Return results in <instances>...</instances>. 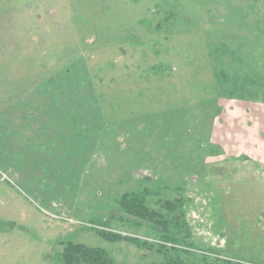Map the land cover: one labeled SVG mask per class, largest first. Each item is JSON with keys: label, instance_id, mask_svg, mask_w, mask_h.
Here are the masks:
<instances>
[{"label": "rangeland", "instance_id": "rangeland-1", "mask_svg": "<svg viewBox=\"0 0 264 264\" xmlns=\"http://www.w3.org/2000/svg\"><path fill=\"white\" fill-rule=\"evenodd\" d=\"M146 192L164 228L119 207ZM162 236L264 264V0H0V264Z\"/></svg>", "mask_w": 264, "mask_h": 264}, {"label": "trees", "instance_id": "trees-1", "mask_svg": "<svg viewBox=\"0 0 264 264\" xmlns=\"http://www.w3.org/2000/svg\"><path fill=\"white\" fill-rule=\"evenodd\" d=\"M146 194L140 195H125L122 197L121 201L119 202V207L123 210V212L127 213L129 216L147 221L149 223H153L156 226L165 227L166 221L163 217V214H159L156 211L149 209L145 206V198L147 197ZM149 195V194H148ZM183 201L177 200L174 202H165L161 206L163 211L171 216L176 221H179L180 218H183V213H178L179 210L182 209ZM100 235L107 240H119L123 239L125 241H135L138 247H144L146 242H141L139 244L135 239L128 238V237H121L118 235H114L110 232L100 230ZM161 241L165 242V244H173L176 245L175 247H170L166 249L164 246L159 247L160 249H165V261L163 264H187L185 260L181 258V255H189L188 253H192L188 246H180L177 244L174 238L168 236H162ZM163 244V243H162ZM61 259L64 264H113L112 260L107 256V254L97 248H88L81 244H69L64 249ZM203 264H239L232 260H225L220 262L218 259L209 261L207 259L202 260Z\"/></svg>", "mask_w": 264, "mask_h": 264}, {"label": "crops", "instance_id": "crops-1", "mask_svg": "<svg viewBox=\"0 0 264 264\" xmlns=\"http://www.w3.org/2000/svg\"><path fill=\"white\" fill-rule=\"evenodd\" d=\"M222 248H223V247H222ZM222 248H218L217 250L220 251V250H222ZM217 253H218V252H217Z\"/></svg>", "mask_w": 264, "mask_h": 264}, {"label": "built area", "instance_id": "built-area-1", "mask_svg": "<svg viewBox=\"0 0 264 264\" xmlns=\"http://www.w3.org/2000/svg\"><path fill=\"white\" fill-rule=\"evenodd\" d=\"M215 257H216V258H221V257H220V256H218V255H217V256H215Z\"/></svg>", "mask_w": 264, "mask_h": 264}]
</instances>
